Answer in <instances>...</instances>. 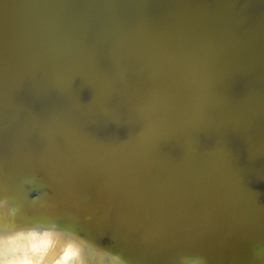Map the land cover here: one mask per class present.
Wrapping results in <instances>:
<instances>
[{"label": "water", "instance_id": "1", "mask_svg": "<svg viewBox=\"0 0 264 264\" xmlns=\"http://www.w3.org/2000/svg\"><path fill=\"white\" fill-rule=\"evenodd\" d=\"M3 197L127 264H264V0H0Z\"/></svg>", "mask_w": 264, "mask_h": 264}, {"label": "clouds", "instance_id": "2", "mask_svg": "<svg viewBox=\"0 0 264 264\" xmlns=\"http://www.w3.org/2000/svg\"><path fill=\"white\" fill-rule=\"evenodd\" d=\"M27 177L22 185L32 184ZM33 200L46 196L36 191ZM18 213L7 197L0 198V210ZM91 219V217H88ZM0 264H127L125 257L103 249L57 221H0Z\"/></svg>", "mask_w": 264, "mask_h": 264}]
</instances>
